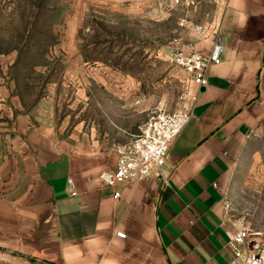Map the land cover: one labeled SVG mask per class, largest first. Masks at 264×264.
I'll list each match as a JSON object with an SVG mask.
<instances>
[{"label":"crops","instance_id":"obj_1","mask_svg":"<svg viewBox=\"0 0 264 264\" xmlns=\"http://www.w3.org/2000/svg\"><path fill=\"white\" fill-rule=\"evenodd\" d=\"M66 1L56 45L68 47L76 63L86 5L136 2L124 10L144 22L140 0ZM182 1L170 11H149L156 22L179 13L184 29L169 52L209 54L220 39L221 61L208 65L205 86L186 73V92L197 96L190 120L172 141L161 174L125 181L120 198L101 174L115 169L116 146L131 141L148 118L138 85L101 87L99 103L97 89L89 91L88 117L68 130L70 115H59L54 88L29 98L15 75L0 71V264L229 263L226 230L236 220L225 192L249 156L251 137L264 131V0Z\"/></svg>","mask_w":264,"mask_h":264},{"label":"rangeland","instance_id":"obj_2","mask_svg":"<svg viewBox=\"0 0 264 264\" xmlns=\"http://www.w3.org/2000/svg\"><path fill=\"white\" fill-rule=\"evenodd\" d=\"M140 1L146 10L143 23L135 13L124 10L136 2L86 5L76 32L82 55L76 63L68 47L56 45L62 36L58 24L64 20L66 0H0V57L12 56L13 61L1 58L0 71L15 75L29 98L41 88H54L59 115H70L68 130L77 119L88 117L89 91L97 89L99 103L100 89L106 85H138L150 107L149 115L158 108L175 110L187 91L188 76L168 57L171 39L184 28L177 23L179 13L156 22L149 12L153 2ZM76 69L81 71L79 76L73 75ZM260 90L264 95V61ZM248 153L225 192V205L233 220L242 219L255 230H264V131L251 137Z\"/></svg>","mask_w":264,"mask_h":264},{"label":"built area","instance_id":"obj_3","mask_svg":"<svg viewBox=\"0 0 264 264\" xmlns=\"http://www.w3.org/2000/svg\"><path fill=\"white\" fill-rule=\"evenodd\" d=\"M155 9L166 12L182 4V0H151ZM203 34L205 29L199 27ZM224 46L220 39L209 54L199 51L176 49L171 51L168 60L187 73L192 81L200 86L208 82L207 67L219 64ZM197 96L186 92L180 107L167 111L158 108L140 126V131L126 143L116 146L118 155L113 171L101 174L104 185L113 189L115 198L121 197L120 185L125 181L141 180L151 173L161 174L166 156L174 138L190 120ZM228 244L232 247V257L228 264H264V230H255L242 219L233 222L227 229ZM117 236L125 238L123 232Z\"/></svg>","mask_w":264,"mask_h":264}]
</instances>
